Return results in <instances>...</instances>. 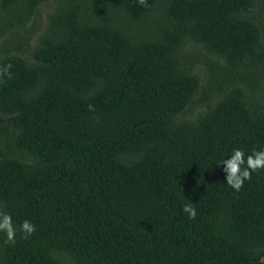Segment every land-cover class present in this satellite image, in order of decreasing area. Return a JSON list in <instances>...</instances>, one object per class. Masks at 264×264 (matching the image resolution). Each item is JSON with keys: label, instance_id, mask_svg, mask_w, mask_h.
Masks as SVG:
<instances>
[{"label": "trees", "instance_id": "obj_1", "mask_svg": "<svg viewBox=\"0 0 264 264\" xmlns=\"http://www.w3.org/2000/svg\"><path fill=\"white\" fill-rule=\"evenodd\" d=\"M45 5L32 60L7 54ZM256 5L0 0V115L27 156L0 157V212L17 228L14 243L0 232V264H264V169L234 191L218 165L264 148ZM193 46L210 58L191 61ZM203 78L215 100L187 119Z\"/></svg>", "mask_w": 264, "mask_h": 264}, {"label": "rangeland", "instance_id": "obj_2", "mask_svg": "<svg viewBox=\"0 0 264 264\" xmlns=\"http://www.w3.org/2000/svg\"><path fill=\"white\" fill-rule=\"evenodd\" d=\"M256 3L257 5L253 8L251 15L254 20L262 22L264 15V0H256ZM53 6H43L34 23L29 24L25 30L20 31L16 37L10 40L9 44H7L10 48H6L7 54H18L28 60H32V53L40 45L41 36L48 26L49 17L55 10ZM17 38H20V40H17ZM191 50L194 51L190 59L191 61H193L194 56H197L196 54H200L201 59L198 63L199 65L202 64L206 58H210L207 52L201 47L193 46ZM214 100L215 97L209 90V80L203 78L200 94L197 96L196 102L188 108L187 111L189 113L186 118L194 119L201 111H204L209 106L210 101ZM0 137V157L27 158L26 155L14 149L13 140L15 131L11 127L10 119L2 115H0Z\"/></svg>", "mask_w": 264, "mask_h": 264}, {"label": "clouds", "instance_id": "obj_3", "mask_svg": "<svg viewBox=\"0 0 264 264\" xmlns=\"http://www.w3.org/2000/svg\"><path fill=\"white\" fill-rule=\"evenodd\" d=\"M141 2L146 3V0H141ZM11 67V64L0 67V74L10 78L11 72L9 70ZM220 164L224 166L222 170L226 174V184L234 191H239L245 181L251 179L252 173L264 169V148L253 149L250 154H246L242 148H233L227 158L219 161L218 165ZM194 204L193 202L185 203L182 207V211L187 214L189 219H195L197 216ZM19 231L24 238H27L35 231V225L26 219L20 224ZM0 232L5 234L6 242H15L17 228L9 213L0 212Z\"/></svg>", "mask_w": 264, "mask_h": 264}]
</instances>
